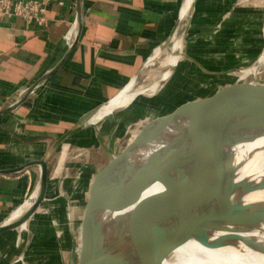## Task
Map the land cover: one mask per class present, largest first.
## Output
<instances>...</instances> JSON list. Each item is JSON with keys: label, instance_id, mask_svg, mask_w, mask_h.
Instances as JSON below:
<instances>
[{"label": "crops", "instance_id": "0c3cea01", "mask_svg": "<svg viewBox=\"0 0 264 264\" xmlns=\"http://www.w3.org/2000/svg\"><path fill=\"white\" fill-rule=\"evenodd\" d=\"M184 3L185 0H58L49 4L43 27L28 26L18 17L0 19V172L48 157L51 173L53 158L74 134L92 127L102 137L103 131L98 130L96 122V126L74 132L51 152L60 136L93 118L141 75L147 61L163 45L173 40V34L184 22L180 23ZM257 12L253 0H195L191 15L185 20L188 30L195 33L193 38L186 37L190 49L183 52L187 55L184 57L192 58L190 46L198 35L210 40L209 46L243 45L241 36L231 35H241L240 23L248 25L244 28L249 31L253 29L251 24L257 22ZM80 16L78 38L70 49ZM237 16H243L244 21ZM199 23L202 25L195 29ZM54 68L20 105L11 108L28 88ZM119 126L116 122L107 140L97 138L104 146V141L108 142V151L118 145L113 144V137ZM110 154L101 164L93 162L97 169L90 179L87 196L94 175ZM64 158L54 170L58 177L49 174L45 201L64 198L62 190L69 166ZM85 167L93 166L91 163ZM38 172L40 167L33 165L0 173V224L13 217L36 190ZM45 201L24 226L0 233V264H24L15 261L17 255L26 264L29 258L34 264L33 258L39 253L35 246L41 244L40 237L33 234L37 228L35 218L43 214L41 211L51 212L48 207L42 208ZM64 246L63 243L57 247V264H65L69 249Z\"/></svg>", "mask_w": 264, "mask_h": 264}, {"label": "water", "instance_id": "95a60500", "mask_svg": "<svg viewBox=\"0 0 264 264\" xmlns=\"http://www.w3.org/2000/svg\"><path fill=\"white\" fill-rule=\"evenodd\" d=\"M80 21L81 16L78 18L75 27V37L70 44V49L78 38ZM182 22L183 20H180V23ZM167 46L168 43L160 49H166ZM184 56L187 55L184 54ZM151 59L153 57L149 61ZM56 68L28 88L23 97L11 108L20 105L35 86L48 78ZM136 80H132L129 84L135 85ZM120 94L101 107L99 111L117 100ZM207 101L222 104L237 101L239 105L244 106L242 117L240 120L227 117L221 123L218 120L206 119L216 123V126L205 146L197 154L188 179L182 180L166 199L159 217L151 218L150 210L142 208V211L133 214L125 223L107 224L105 219L118 207V203H121L118 209L121 206L125 208L129 204L135 203L143 192V185L152 182L149 174H144L143 169L135 166L132 157L138 153L144 154L148 149L153 150L163 145L165 133L178 118L189 114L195 115L197 118L203 117L205 113H202L201 110ZM97 114L87 123L74 127L60 136L53 144L51 152L74 132L86 126H96L93 119ZM195 122L196 130L198 122L196 124ZM262 132L264 133V80L254 78L249 81H235L217 88L200 91L182 100L168 112L145 121L134 134L125 140L124 144L122 142L115 147L106 163L94 175L83 206L79 230L72 237L65 264H101L97 255L99 251L106 249L113 253L121 252L143 260L156 256L163 248L177 240L192 225L203 206L235 179L237 165L232 163L235 155L232 148L239 142L250 137H256ZM47 158L31 161L17 169L0 172H16L33 165L40 167L36 190L13 217L0 224V233L24 226L41 203L47 199L49 184ZM152 159V155L147 157L148 161ZM132 169L148 176L134 177L131 174ZM168 181L167 178L163 179V188L169 189L171 184ZM34 194L35 198L32 205L24 209L25 204ZM153 201L151 199L147 203ZM208 215L209 228L206 227L204 233H209L214 222L225 220L235 222V219L231 220V214L225 215L211 211Z\"/></svg>", "mask_w": 264, "mask_h": 264}, {"label": "bare ground", "instance_id": "6f19581e", "mask_svg": "<svg viewBox=\"0 0 264 264\" xmlns=\"http://www.w3.org/2000/svg\"><path fill=\"white\" fill-rule=\"evenodd\" d=\"M193 1L185 0L181 20L185 21L191 15ZM182 45V40L177 38L174 49L166 60L169 69L163 74L161 80L169 79L174 73L173 68L184 57V53L179 51ZM161 51L162 49L158 50L155 57ZM261 58L264 62V53ZM251 69H244L241 72L249 73ZM158 84L159 82L154 84L151 90L157 89ZM144 91L146 89H135L134 84H129L122 90L117 100L96 115L93 122L96 123L95 120L109 114L115 108L126 106L133 96ZM232 103L207 101L201 110L205 113L203 117L197 118L189 114L178 118L165 133L163 145L153 150L148 149L144 154L138 153L133 156L132 162L143 169L144 174H149L152 182L143 185V192L135 203L125 208L121 206L119 209L121 203H118V207L109 216L110 218L108 217V221L105 219V222L114 225L125 223L133 214L142 211V208L150 210L151 218L159 217L166 199L182 180L188 179L197 154L210 137L205 136L207 130L216 124L213 121L218 120L221 123L227 117H233L234 120L241 119L244 106L239 105L237 101ZM195 121L198 122L196 130ZM232 151L235 154L232 163L237 165L235 179L203 206L192 225L177 240L148 260L134 258L121 252L113 253L106 249L98 252L99 262L101 264H264V133L239 142ZM110 152L111 150L109 154ZM149 155H152L153 159L148 161ZM166 178L171 184L169 189L163 188L162 185L163 179ZM162 191L164 192L160 195ZM34 198L35 194L25 204L24 209L32 205ZM151 199L154 201L147 203ZM211 211L225 215L231 214L230 218L232 221L235 219V222L228 225L229 232L231 234L234 233L233 231L237 232L236 225H240L245 229L243 237H247L248 240L214 245L217 237L224 231L218 230L213 237H210L209 233H204L209 226L208 214ZM251 240L253 243H250Z\"/></svg>", "mask_w": 264, "mask_h": 264}, {"label": "rangeland", "instance_id": "374dc122", "mask_svg": "<svg viewBox=\"0 0 264 264\" xmlns=\"http://www.w3.org/2000/svg\"><path fill=\"white\" fill-rule=\"evenodd\" d=\"M253 2L258 7V12L256 13L257 22H252L251 24L252 28L254 27L255 29L253 28L249 31V28H244L248 25L240 23L239 25L243 28L241 35L238 33L231 35L235 37L241 36L240 39L243 45L229 46V43H227L222 46H209L207 43L211 41L205 40L202 35H198V38L195 39V44L190 46L191 55L187 53L192 58L182 57L178 65L173 68V76L163 81L161 80L162 76L169 69L166 60L174 49L175 40L177 38L182 40V49H178L179 51L187 52L190 49L185 40H187L186 37L193 38L195 31L193 32V29L190 30L191 28L188 30L187 22L184 21L174 35L173 40L170 41L171 43H168L167 48L147 62L141 75L137 78L134 88L139 90L146 89V91L133 96L126 106L115 108L109 114L95 120L98 123V130L103 131L102 137L95 133L94 128L90 127L74 134L65 141L62 148L53 158L50 166L51 173H49L55 178L58 177L54 170L61 163L66 153L67 157L64 159H68L67 164L69 166L67 169L68 175H65V186L62 190L64 198L58 197L57 199L45 201L42 208L48 207L51 212H48V210L46 212L41 211L43 214L35 218L34 223H36L37 228L33 234L36 237H40L38 240H41L39 241L41 244L35 246L39 253L33 258L34 264L41 262L44 264H57L59 260L57 247L60 248L59 246L64 243L66 245V247L64 246L65 250L69 249L72 237L79 230L90 179L97 169V165L93 164V162L101 164L106 160L105 158L109 152L108 142L104 141V146L103 142L101 143L97 138L101 137V140H107L116 122L120 123V126L113 137V144L116 145L122 142L124 144L125 140L134 134L145 121L168 112L182 100L195 93L235 81H249L252 78L264 80V62L261 58L264 53V0H253ZM242 18L243 16H237L239 21H244ZM200 25L202 23L195 25V29ZM193 58H197L199 61H195ZM250 68H252L251 72L248 73L247 71L242 74L244 69L248 70ZM157 82H159V87L151 90V87ZM132 99L133 101H131ZM102 110L98 111L101 112ZM98 111L97 113H99ZM106 121L109 122L106 123ZM215 126L216 124L210 127L205 136H210ZM91 163L93 167H89V170L85 169V166ZM81 167L84 170L83 174L79 173ZM131 174L134 177L148 176L139 173L136 169H132ZM74 179H77L76 182H74ZM109 218H106V221ZM231 223V221L227 220L213 223L209 232L210 237H213L218 230L225 232H222V235L217 237L213 243L214 245H221V243L224 245L230 241L235 242L247 239V237H243L245 229L235 223L233 224L236 225L237 232L233 231L234 233L231 234L228 226ZM250 243H253V241L251 240ZM15 261L26 264L20 255L16 256ZM29 264H33L30 258Z\"/></svg>", "mask_w": 264, "mask_h": 264}, {"label": "built area", "instance_id": "2783aa9c", "mask_svg": "<svg viewBox=\"0 0 264 264\" xmlns=\"http://www.w3.org/2000/svg\"><path fill=\"white\" fill-rule=\"evenodd\" d=\"M58 0H0V19L21 18L28 26L43 27L47 9Z\"/></svg>", "mask_w": 264, "mask_h": 264}, {"label": "flooded vegetation", "instance_id": "af4514ba", "mask_svg": "<svg viewBox=\"0 0 264 264\" xmlns=\"http://www.w3.org/2000/svg\"><path fill=\"white\" fill-rule=\"evenodd\" d=\"M110 151V150H109ZM109 154V153H108Z\"/></svg>", "mask_w": 264, "mask_h": 264}]
</instances>
